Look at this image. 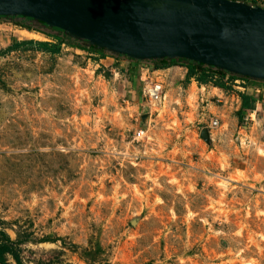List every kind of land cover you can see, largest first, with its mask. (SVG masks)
Here are the masks:
<instances>
[{"label":"rangeland","instance_id":"obj_1","mask_svg":"<svg viewBox=\"0 0 264 264\" xmlns=\"http://www.w3.org/2000/svg\"><path fill=\"white\" fill-rule=\"evenodd\" d=\"M22 40L53 42L0 20V261L264 264L263 96L242 114L240 80Z\"/></svg>","mask_w":264,"mask_h":264},{"label":"water","instance_id":"obj_2","mask_svg":"<svg viewBox=\"0 0 264 264\" xmlns=\"http://www.w3.org/2000/svg\"><path fill=\"white\" fill-rule=\"evenodd\" d=\"M28 18L134 61L186 59L264 82V7L232 0H0Z\"/></svg>","mask_w":264,"mask_h":264},{"label":"trees","instance_id":"obj_3","mask_svg":"<svg viewBox=\"0 0 264 264\" xmlns=\"http://www.w3.org/2000/svg\"><path fill=\"white\" fill-rule=\"evenodd\" d=\"M232 1H244L245 0H232ZM252 5H257L256 3H250ZM260 6V5H259ZM0 20H7L8 22L13 23L16 26L21 27L27 31H36L38 33L44 34L50 37L53 42H44V41H34V40H22V41H14L12 45H10L5 51L12 52L18 50H28V51H38L49 53L52 55H56L60 52L61 46L63 44L76 47L81 50L89 51L90 53H96L101 58L111 57H123L125 60L130 62L131 64L139 63L138 61L131 60L130 58L124 57L122 55H112L110 53L103 52L102 50L96 49L95 47L86 45V42L82 41H75L70 39L65 33L58 29L48 28L49 31H43L41 28H47L42 23H34L31 19L28 18H17V19H8V18H0ZM36 24V25H35ZM151 63L155 69L160 70L164 68L171 67L173 65H177L186 69V79L189 81L193 79L197 83L204 85V84H213V80L220 81L221 79L227 77L230 81L235 80H244L248 81L250 79L241 77L238 75H231L222 71L220 69L204 66L193 61H189L186 59H154L145 61ZM131 66V65H130ZM263 82V81H261ZM213 86L222 87L218 82L214 83ZM241 99V108L240 112L243 114L244 112L250 110L252 108V104H254L255 100L253 97L247 96L245 94L240 95ZM2 241L11 244L12 241L5 233H1ZM16 258V255L14 256ZM2 264L3 261H0Z\"/></svg>","mask_w":264,"mask_h":264},{"label":"built area","instance_id":"obj_4","mask_svg":"<svg viewBox=\"0 0 264 264\" xmlns=\"http://www.w3.org/2000/svg\"><path fill=\"white\" fill-rule=\"evenodd\" d=\"M147 73V72H146ZM144 81V87L141 91V97L143 99V108L152 112V109L157 110V107L161 104L164 99V88L161 82H147ZM217 122H211L210 128L216 127ZM144 132L139 130L136 132L137 138H142Z\"/></svg>","mask_w":264,"mask_h":264},{"label":"crops","instance_id":"obj_5","mask_svg":"<svg viewBox=\"0 0 264 264\" xmlns=\"http://www.w3.org/2000/svg\"><path fill=\"white\" fill-rule=\"evenodd\" d=\"M245 1H246V3H249V4L250 3H256L258 6L260 5L261 7H264V0H245ZM30 32H32V31H30ZM23 39H27V38H23ZM169 69L172 70V69H176V68L171 66L170 68H166L165 71L169 70ZM177 69L183 70V68H177ZM185 74H186V71L180 73L181 76H183ZM235 81H237V80H235ZM240 84H241L240 92L242 94H246L249 96H253V95L260 96L261 95L260 97H262V96L264 97V82H258V81H253V80H248V81L240 80ZM214 90L222 93V91L220 89H217V88H211L210 89L211 92ZM256 103H258V102L256 101Z\"/></svg>","mask_w":264,"mask_h":264},{"label":"flooded vegetation","instance_id":"obj_6","mask_svg":"<svg viewBox=\"0 0 264 264\" xmlns=\"http://www.w3.org/2000/svg\"><path fill=\"white\" fill-rule=\"evenodd\" d=\"M36 25V24H35Z\"/></svg>","mask_w":264,"mask_h":264}]
</instances>
